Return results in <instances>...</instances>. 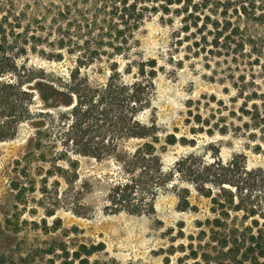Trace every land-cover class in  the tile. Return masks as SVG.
<instances>
[{
	"label": "trees",
	"instance_id": "obj_1",
	"mask_svg": "<svg viewBox=\"0 0 264 264\" xmlns=\"http://www.w3.org/2000/svg\"><path fill=\"white\" fill-rule=\"evenodd\" d=\"M174 6L186 19L203 18L201 24L196 21L184 27L192 34L207 31L199 39L207 44L203 50L210 46L209 53L237 60L249 49L256 62L264 58V34L255 27L264 25V0H0V142L14 139L27 123L34 127L32 151L15 162L25 180L29 164L36 157L54 163L75 187L78 161L70 157L69 169L64 170L58 166L63 156L71 152L113 160L119 178L107 194L104 212L108 215L154 213L159 195L170 191L186 209L192 187L211 199L214 218L204 223L209 231L200 234L225 253L216 264H264V169L249 167L241 154L229 159L217 154L208 159L192 152L171 167L163 163L161 152L186 140L174 134L163 137L152 111L156 61L128 60L136 47L135 35L146 18L160 12L169 14ZM207 36L212 39L207 41ZM40 47L43 54L49 49L47 57L55 61H61L64 52L76 56L75 69L65 77L21 65V59ZM117 58L127 60L125 70ZM104 61L110 64L109 76L102 87H93L85 71ZM135 67V80L127 81L124 75L133 74ZM246 78L243 75L234 83L238 96L229 103L240 99L241 107L236 112L229 104L217 101L221 107L212 117L220 116L213 125L210 118L194 116L189 106L188 114L202 126L201 131L206 126L211 136L215 128L225 135L231 125L235 127L227 123L234 117L243 122L237 130L249 134V139L264 133V91L254 79ZM38 98L43 109L35 108ZM224 110L228 115H223ZM132 142L137 145L130 148ZM58 144L66 148L64 153L56 152ZM43 183L45 193L48 177ZM11 187L17 201H24L26 185L17 180ZM85 189L89 190L88 183L76 188L71 199L76 205L73 212L80 216L77 206H83L79 196ZM47 214L52 216L54 212ZM100 248L103 245L91 249L84 246L82 250L91 256ZM74 257L80 259L81 254L75 251ZM205 262L210 264L207 258ZM81 263L88 264V260Z\"/></svg>",
	"mask_w": 264,
	"mask_h": 264
},
{
	"label": "rangeland",
	"instance_id": "obj_2",
	"mask_svg": "<svg viewBox=\"0 0 264 264\" xmlns=\"http://www.w3.org/2000/svg\"><path fill=\"white\" fill-rule=\"evenodd\" d=\"M178 8L174 6L169 14L160 12L146 18L135 35L136 47L128 60L156 61L152 111L163 137L174 134L186 140L161 152L164 165L171 167L181 157L194 152L208 159L217 154L223 159L241 154L246 156L249 167L264 169V133L257 134L254 140L249 139V134L236 128L242 127L243 122L232 117L227 120L235 125L234 128L230 126V132L221 135L215 128L211 136L207 133L209 127L205 126L201 131L202 126L188 114L191 106L194 116L200 114L203 119L210 118L211 125L216 123L220 114L216 118L212 115L221 107L217 101L229 104L237 97L234 83L243 75L247 76L246 81L254 79L262 85L264 91V58L256 62V56L250 55L249 49L247 55L237 60L209 53L210 46L203 50L202 46L207 44L199 39L207 31L195 34L184 31L186 23L198 21L201 24L203 18L186 19L184 14L176 12ZM255 27L264 34V25ZM211 39L207 36V41ZM42 49L29 52L21 59V65L46 69L65 77L75 69L76 56L64 52L63 59L55 61L47 57L49 49H44L45 54ZM116 60L125 70L127 60ZM109 65L107 61L99 62L85 71L90 85L102 87L105 84ZM150 70L147 66V71ZM137 72L135 67L133 74L124 75L125 79L134 81ZM36 102L35 108L43 109L41 99ZM241 102L239 99L237 103L229 104L230 108L237 112ZM223 115L228 112L224 110ZM34 133V127L27 123L14 139L0 142V264H82V260H88V264H206L205 258L210 264H216L215 261L225 254L208 237H201V231H209L204 223L214 218L212 203L192 187L188 186L190 206L186 209L181 208L177 195L170 191L159 195L154 213L108 215L104 212L107 194L119 178L116 164L111 159L98 160L71 152L69 156H63L58 160V166L64 170L69 169L70 157L78 161L76 187L69 183L66 173L54 167V163L41 162L37 157L29 164L28 179H23L15 162L32 151L30 142ZM136 145L132 142L129 147ZM65 151L62 144L57 145L56 152ZM49 171L53 176L46 175ZM46 177L48 187L43 193ZM17 180L27 188L22 202L17 201L11 187ZM85 183L89 190L86 188L79 196L83 202V206H77L82 213L80 216L73 212L76 205L71 199L76 188ZM49 212L54 214L49 216ZM100 245L103 249L94 250L91 256L82 250L84 246L91 249ZM75 251L81 254L80 259H75Z\"/></svg>",
	"mask_w": 264,
	"mask_h": 264
}]
</instances>
